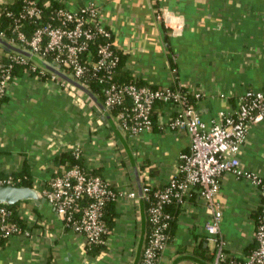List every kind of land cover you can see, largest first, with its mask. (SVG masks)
Masks as SVG:
<instances>
[{
    "label": "crops",
    "instance_id": "1",
    "mask_svg": "<svg viewBox=\"0 0 264 264\" xmlns=\"http://www.w3.org/2000/svg\"><path fill=\"white\" fill-rule=\"evenodd\" d=\"M56 1L70 11L93 3L96 21L112 31L122 70L149 85L178 82L199 93L195 108L205 122L232 111L244 91L264 87V0ZM12 2L0 0V6ZM156 9L173 16L171 26L180 29L164 28L154 17ZM59 71L63 75L55 73L54 82L15 75L0 105L1 177L20 171L26 162L38 189L62 169L59 156L76 151L81 166L122 194L114 201L105 244L86 250L83 237L65 227L46 201H20L18 214L29 235L0 245V264H140L148 212L139 189L167 183L188 149V135L165 126L174 108L161 104L152 130L126 136L101 98L93 93L98 102L91 99ZM239 158L264 177V119L248 129ZM132 190L135 198L126 194ZM216 199L224 252L244 261L254 244L258 191L248 180L224 174ZM209 218L200 197L186 195L158 264H212L215 243L204 228ZM198 244L204 250L194 252Z\"/></svg>",
    "mask_w": 264,
    "mask_h": 264
},
{
    "label": "built area",
    "instance_id": "2",
    "mask_svg": "<svg viewBox=\"0 0 264 264\" xmlns=\"http://www.w3.org/2000/svg\"><path fill=\"white\" fill-rule=\"evenodd\" d=\"M4 7L0 6V10ZM5 14L12 18V26L9 35L0 30V39L30 55L12 48L5 50L0 41V105L10 92L16 65L25 64L37 81H57L58 76L54 72L31 57L35 55L52 63L86 88L90 77L101 83L103 104L114 111L117 127L126 136L133 137L152 130L151 111L156 102L174 108L165 126L172 131L186 133L189 146L179 155L173 175L162 188L146 185L139 189V195L147 202L148 212V234L140 264H158L170 237L171 215L165 206L171 203L181 205L186 195L192 192L200 197L210 214L204 228L215 243L212 264H264V177L247 169L239 158L248 129L264 119V87L244 91L237 96V105L232 111H221L218 120L205 122L195 108L200 94L190 92L178 82L153 86L113 80L120 58L112 42V31L95 19L97 7L93 3L81 5L75 11L63 6L52 8L45 21L42 20L43 8L36 0H22L18 13L6 11ZM154 17L164 28H171L173 32L180 29L179 25L171 26V18L173 21L174 17L163 9H156ZM22 20L39 25L28 36L22 30ZM97 39L100 42L93 58L89 44ZM220 96L224 97L223 94ZM72 153L79 156L76 151ZM224 174L248 180L260 196V212L254 227L255 246L244 261L227 257L223 249L224 240L219 231L221 214L216 196ZM19 180L9 174L0 178V186L15 185ZM36 190L54 208L64 226L83 237L85 250L105 244L108 229L102 220L103 206L122 194L112 189L107 180L76 164L62 168ZM126 194L131 198L137 196L134 190ZM10 213L0 203V239L29 235L27 227L21 229L16 222L9 220Z\"/></svg>",
    "mask_w": 264,
    "mask_h": 264
},
{
    "label": "trees",
    "instance_id": "3",
    "mask_svg": "<svg viewBox=\"0 0 264 264\" xmlns=\"http://www.w3.org/2000/svg\"><path fill=\"white\" fill-rule=\"evenodd\" d=\"M36 1L43 8V17H42L43 21H45L48 13L50 12V10L52 8H56V7L61 6L56 0H36ZM21 8H22V0H13L12 3L6 4L5 7L0 10V30H2L4 33H6L8 35L10 34L11 26H12V18L10 16H7L5 14V12L6 11H12V12L18 13L21 10ZM38 25H39L38 23L34 24L30 20H22V30L28 36L32 33V31ZM99 42H100V39H97L94 41V43L89 44L90 51L93 54L92 55L93 58H95V55H96L95 49H96V46ZM117 54L119 55L120 61L115 68V71L113 74V80H115L119 83L133 82L137 85L146 84L143 80L136 79L131 74L124 72V70H122V68H123V57L119 53H117ZM23 73H27V74L31 75L30 72L27 70V66L25 64L16 65L14 70H13V76L15 77V75L23 74ZM87 86H88V90H90L92 93H95L98 98H101L103 100V94L101 91V89H102L101 83H99L96 79L90 77L89 79H87ZM161 104H162L161 102H156L153 105V108L151 111V119L153 122L156 121L157 112L160 109ZM58 161L62 165V168H67L69 166H73L76 164L80 165V166L82 165L80 156L77 157V156H75L74 153H72L70 151L64 152L63 154H61V156H59ZM87 171L90 174H95L93 171H89V170H87ZM11 175L13 176V178H19L20 179L18 182L15 183L16 186H28V187L34 188V182L32 179V175L30 173L29 166L26 162L23 163V166H22L20 171L11 173ZM1 176L2 175H0V177ZM19 203L20 202H17L15 204H4L3 203V205H5L11 211L9 220L16 222L19 225V227L21 229H23V228H25V224H24L22 218L18 214L17 206ZM178 209H179V205L176 203H171V204H168L165 206V210L171 215L168 232L171 230V226L173 224L175 215L178 212ZM259 212H260V207L254 212L253 216L255 218V221L257 220ZM114 216H115L114 201L108 200L104 204L103 210H102V220L105 224V227L108 229V231H109V228L111 227ZM146 238H147V236H146ZM5 241L6 240H4V239H0V245H2ZM94 246H102V245H94ZM94 246H91L89 249H92ZM254 246H255V242L253 244V247H251V249H253ZM199 250H204L201 248L200 244L196 245L194 252H199ZM235 260L238 261L237 259H235ZM222 264H226V262L222 263Z\"/></svg>",
    "mask_w": 264,
    "mask_h": 264
},
{
    "label": "water",
    "instance_id": "4",
    "mask_svg": "<svg viewBox=\"0 0 264 264\" xmlns=\"http://www.w3.org/2000/svg\"><path fill=\"white\" fill-rule=\"evenodd\" d=\"M2 45L5 50H10V48L21 52L25 55H30L28 52L20 49L13 47L9 44H7L5 41H2ZM38 64L41 66L45 67L46 69L59 74L63 75L58 68L54 67L52 63H47L44 60L40 59L39 57L32 55L31 56ZM59 67V66H57ZM74 85H76L78 88L86 92L92 99H94L96 102V98L94 97L93 93L88 90V88L84 87L80 83H78L76 80H72L71 78H68ZM27 200H32L36 204H39L40 202L45 201V199L38 193V191L33 188V187H28V186H16V185H3L0 186V203L4 204H15L20 201H27Z\"/></svg>",
    "mask_w": 264,
    "mask_h": 264
}]
</instances>
